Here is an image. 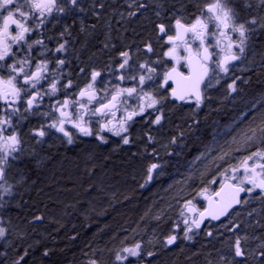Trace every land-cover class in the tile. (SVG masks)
Returning a JSON list of instances; mask_svg holds the SVG:
<instances>
[{
  "label": "snow or ice",
  "instance_id": "snow-or-ice-1",
  "mask_svg": "<svg viewBox=\"0 0 264 264\" xmlns=\"http://www.w3.org/2000/svg\"><path fill=\"white\" fill-rule=\"evenodd\" d=\"M165 3L166 0H155L152 5L157 17L153 22L157 40L168 45L162 56L173 62L163 73L162 82L158 85L160 88L168 86L170 90L166 95H159L147 90L149 82L156 79V68L148 62L137 65L132 62L130 46L125 50L112 43V24L104 16L108 5L103 0H92L87 6L82 0H0V211L9 204L5 197L14 194V185L9 182L11 170L17 169L23 180L22 166L30 162L20 129L31 117L44 119V122L28 130V135L36 144L46 143L45 138L54 129L63 137L61 142L67 145L76 144L78 137H94L101 144H107L108 138L102 135L105 131L120 137L123 145H129L133 142L131 123L135 122L136 117H143L145 124L162 126L167 119L163 105L169 97L185 102L190 97H195L199 108L206 98L201 85L211 88L214 86L213 81L218 84L221 80L216 69L227 76L233 71L236 62L244 63L249 48H259L264 56V0H195V12L189 10L187 0H171L168 8H165ZM111 4L115 7L110 15L119 16L120 21H130L142 15V10L149 8L144 0H124L123 4H118V0H111ZM123 7L127 11H121ZM186 12L191 19L187 18ZM89 14L94 21L91 24L86 23L83 18ZM61 17H70L72 23L61 20ZM101 21L107 26L103 40L100 41L102 48L115 50V79L135 81L136 86L116 85L114 90L104 89V95L100 96V89L96 84L102 73L92 69L85 86L75 93H69L68 90L73 88V81L67 78L70 73L64 71L69 63L67 54L77 43L82 49H86L93 40H100L96 28ZM57 25L61 26V30L55 37L56 47L49 48L45 39L52 40L54 37L45 36L44 30ZM197 42L198 46L193 48L192 45ZM210 48L218 49V52H212ZM144 51L153 53L152 43H146ZM49 53L54 59L49 58ZM213 57L217 58L213 60ZM53 63L54 67L50 68ZM153 63L160 64L163 61L158 59ZM213 63L215 69H210V64ZM181 65L187 69V73L181 70ZM108 67L112 68V65ZM240 70L249 71L246 66ZM79 71L84 73L85 69L80 68ZM240 79L237 76L228 84L230 93L238 91L236 82ZM62 80L66 82L61 83ZM170 81L175 87L169 84ZM243 82L248 83L247 80ZM61 92L65 94L63 99L57 98L47 111L41 110L45 97L51 99ZM130 101H134V104ZM117 113H122L118 119ZM94 117L95 121L92 119ZM94 123L99 125L98 129H94ZM250 131L252 135L245 134L244 142L247 144L259 141L262 146L245 155L232 168L233 175L225 177V183H221L219 191L209 194V189L204 187L184 203L180 215L184 217L185 228L180 239L194 241L202 226L207 228L205 220L218 221L222 216H228L234 206L249 203L245 196H253L264 204V114L261 126L250 128ZM144 135L149 143L153 142L154 137L150 131ZM171 143H176V139L173 138ZM162 167L160 163H151L147 168L145 184L153 180L154 173L163 175V172L157 171ZM241 170L243 175L237 177L235 173ZM227 171L225 169L221 176H225ZM210 183L215 184L216 180L213 179ZM197 197L208 202L203 210L193 202ZM248 215L251 216L252 212ZM35 219L40 220L42 217L37 216ZM255 226L264 229V223L259 221ZM235 227L239 228L240 225ZM248 227L252 225L249 224ZM178 228L177 224L173 232ZM9 234V227L5 226L4 219L0 217V241L4 242L5 249H15L14 242L8 238ZM205 235L211 237L213 233L209 230ZM249 240L259 241L254 249L245 248ZM177 241V235L169 234L164 245L171 246ZM16 251L17 255L11 259V264H26L27 250ZM103 251L97 250L99 258L94 254L88 264H106L102 259ZM44 255L48 256V252L45 251ZM154 255L151 251L145 253L141 243L137 242L117 251L113 264H133V260L137 264H144L145 256ZM199 255V251L192 253V256ZM217 257L214 261L211 253H208L204 264H249L250 260L254 264H264V234L237 235L227 253L223 249L217 250ZM0 258L2 264H9L7 251H0Z\"/></svg>",
  "mask_w": 264,
  "mask_h": 264
},
{
  "label": "trees",
  "instance_id": "trees-1",
  "mask_svg": "<svg viewBox=\"0 0 264 264\" xmlns=\"http://www.w3.org/2000/svg\"><path fill=\"white\" fill-rule=\"evenodd\" d=\"M145 1L151 7L155 3V0ZM103 2L108 5L104 16L111 21L112 39L115 37L112 32L121 39L125 32V45H139L153 32V21L147 19L155 15L153 7L146 11V17L118 24L119 16L110 15L114 7L111 0ZM187 3L189 10L195 12V0H187ZM170 4L171 0H166L165 8ZM106 30L103 21L97 24L100 41ZM100 41L96 44L97 57L105 54ZM254 49L257 57L264 58L259 48ZM261 63L259 67L250 69L248 83L239 85L240 91L232 98L222 99L218 104L212 102L209 110L195 116L182 109L169 111L166 126L157 134L165 135L166 139L175 138L177 147L159 153L161 159L157 162L163 167L158 172H163V175L155 174L150 184H145L144 180L147 168L154 160L147 155L154 151L158 156V153L156 147L149 146L144 139L145 128L142 125L135 129V142L131 148H123L114 142L101 147L89 141L65 148L57 147L54 142L33 152L40 162L30 161L22 166V190L28 189L29 193L22 199L18 198L16 207L8 212L12 230L19 224L23 226L19 239L18 235L11 236L15 244L11 257H15L16 249H19L28 252L26 264H88L94 254L99 258L97 250L103 249L102 259L106 264H113L117 251L139 242L145 253H155L152 257L145 256L144 264H204L208 253L214 261L218 259L217 250L223 249L227 253L237 235L264 234V229L255 226L257 221L264 223V204L253 196H247L245 199L249 203L238 208L241 210L244 206L245 212L236 211L234 215V226L239 224V228L229 231L223 227L225 223H221L210 230L213 233L211 237L196 235L192 243L180 239V212L184 203L204 187L209 190L215 188L221 169L229 162L228 157L237 154V149L245 143V134L250 135V128L261 126L264 60ZM217 93L213 100L217 101ZM253 103L254 106L250 107ZM239 118L241 120L233 129L223 132ZM228 138L233 139V144H226ZM217 142L220 145L215 146ZM244 146L246 148V143ZM240 153L249 154L246 150ZM197 157L196 162L200 158L205 160L193 163ZM220 157L223 159L218 162ZM229 165L237 166L236 158ZM15 173L20 177L17 171ZM213 179L215 184L210 183ZM45 181L51 185V197L55 201H50V198L34 201L38 186ZM142 184L145 186L141 187ZM249 212H252L251 216ZM37 216L42 217L41 222L33 223ZM177 224L179 228L173 232ZM249 224L252 227H248ZM169 234L177 235L178 241L165 247L164 241ZM258 242L249 240L245 248L254 249ZM45 251L48 256L44 255ZM196 251L201 255L192 256ZM249 264H254V261L250 260Z\"/></svg>",
  "mask_w": 264,
  "mask_h": 264
},
{
  "label": "flooded vegetation",
  "instance_id": "flooded-vegetation-1",
  "mask_svg": "<svg viewBox=\"0 0 264 264\" xmlns=\"http://www.w3.org/2000/svg\"><path fill=\"white\" fill-rule=\"evenodd\" d=\"M82 2L85 4V6L89 5L92 3V0H82ZM145 3H148L144 0ZM124 0H118V4H123ZM149 4V3H148ZM115 7V6H114ZM152 9V7L149 4V8L146 10H142V15H139L136 18H133L132 20H130L131 22H135L136 20H139L140 18L146 17V11H150ZM121 11H127L126 7H123L120 9ZM167 15V14H166ZM185 15L187 16L188 19H191V16L188 15V13H185ZM81 16H83V14H81ZM86 21V23L91 24L94 21L90 18V14L87 17H83ZM61 20L71 24L72 20L70 17H61ZM148 20H152L153 22L156 21L157 17L154 15L152 17L147 18ZM117 21H120V18L118 17ZM129 20H123L120 21L118 24H124L126 22H128ZM129 21V22H130ZM77 26H78V21H77ZM151 28L153 29V32L145 38V40L137 45V44H129V45H125L124 40L127 37V33L123 32L122 33V39L115 33L112 32V34L114 33L115 37L112 39V43L117 45V48H123L125 50H128L129 46L131 48V55H132V62L136 63L137 65L139 63H144V62H148L149 64H152L153 67L156 68L157 70V76L156 79L153 81L149 82V86L147 87L148 91L154 92L156 94L159 95H166L167 92L170 90L168 86H165L164 88H160L158 85L162 82V76L163 73L168 70L173 62L168 60L166 57L162 56V53L164 50H166V48L168 47V45L162 44V42L157 40L156 37V33L154 31L153 28V24H151ZM61 30V26L57 25L55 28H51V26H49V28H46L44 30L45 32V36H53L54 39L52 40H47L45 39V43L48 45L49 48H55L56 47V40L55 37L58 35V32ZM75 32V28L73 29ZM96 32H97V28H96ZM100 40H93L86 49H82L80 47V44L77 43L74 46L73 50H70V52L67 54V59L69 60V63L66 65L64 71L66 73H70V76H68L67 78H70L73 81V88L69 89L68 92L69 93H75L78 91L79 88H82L85 86V84L88 82V76L91 72L92 69H96L98 71H101L102 76L98 78L97 80V84L96 87L98 89H100L99 91V95L103 96L104 95V89H108L109 91L114 90V86L119 85L120 87H132V86H136V82L135 81H131V80H125V81H120L118 79H115V73L113 72V69L116 66V60H115V50L114 49H108V50H103L105 51V54L101 57H97L96 56V51L98 49V47L96 46L97 42ZM152 43L153 48H154V52L153 53H146L144 51V45L146 43ZM102 46V45H101ZM198 46V42L196 44H193L192 47L196 48ZM94 48V50H93ZM90 49V50H89ZM210 50V49H209ZM95 52V54L93 55V53ZM49 58L51 57V53L48 54ZM54 59V58H52ZM162 60L163 63L160 64H155L153 63L156 60ZM112 65V68H109L108 66ZM54 67V63L50 65V68ZM212 67V64H210V69ZM80 68H84L85 72L84 73H80L79 69ZM181 70L184 71L185 73H187V69L184 68L181 65ZM139 71L142 73L143 70L139 69ZM66 82L65 80H62L61 83ZM170 84V83H169ZM172 87L173 85L170 84ZM46 87V84H45ZM202 91L204 93V96L206 97L203 101V103L199 106V108H197L196 106V102L194 99H188V102H178L175 100H172L170 97L169 99L164 103L163 107H164V111H165V115L167 117V119L164 121L162 126H151L149 124H145L143 122L144 118L143 117H136L135 118V122L131 123V127H130V133L134 132L135 129H137V125H142L145 128V132H149L151 135H154V133H159L161 130L164 129V127L166 126L167 120L169 118V111L173 110V109H182V110H186L189 111L191 113L192 116L198 115L199 113H201L203 110H205V108L207 107V88L204 87V85L202 86ZM64 92L59 93V95L57 97H52L51 99H49L48 97H45L44 103L42 105V111H47L49 109V106L51 104L55 103V100L57 98L59 99H63L64 98ZM130 103L134 104V101H130ZM122 115V113H117V119ZM93 121H95V117L92 118ZM44 122L43 118L40 117H31L29 119V121L25 122L22 127H21V132L27 131L29 130V128L34 127L36 125H38L39 123ZM94 129H98L99 125L95 124L93 125ZM75 131V130H73ZM57 135L59 137H61L63 139V137L59 134L56 133L53 130H50V135L48 137L45 138L46 143L47 144H53L54 140H53V136L52 135ZM102 135H104L105 137L108 138V140L110 141L111 139H113V135L110 132H103ZM146 137V136H145ZM147 138V137H146ZM32 139V138H31ZM81 141H89V142H93L97 144V140H95L94 137H78L77 139V143L81 142ZM108 141V142H109ZM76 143V144H77ZM75 146L71 145V147ZM70 147V146H69ZM70 147V148H71ZM148 157L152 158L154 161L153 162H157V156L155 155V152H150L148 155ZM152 162V163H153ZM159 171V169L157 170ZM155 175V173H154ZM153 175V176H154ZM146 179V176H145ZM154 179V178H153ZM145 181V180H144ZM153 181V180H152ZM151 181V182H152ZM151 182L147 183L150 184ZM247 197V196H245ZM244 197V198H245ZM205 201V200H204ZM205 204L206 202L201 206V210H203L205 208ZM6 212V208L2 211H0V214L3 212ZM10 211V210H9ZM2 213V214H3ZM4 221H5V226L9 227L10 229V234H9V240H12V224L11 222L8 223L6 220L5 216H1ZM230 217V215L222 222L214 224V223H206L205 225H207V228L205 229L202 226V229L200 230L199 235L204 234L205 232L211 229H213V227L215 225H219L221 223H225L226 220ZM211 225V226H209ZM183 228L185 227L184 223H182ZM224 227V225H223ZM195 229H194V233H195ZM196 237V236H195ZM188 243H192L194 241H187ZM11 248L9 249H5L4 248V242L0 241V251H7L8 253V260H11V253H12ZM126 263V262H125ZM0 264H2V258H0ZM11 264V263H9Z\"/></svg>",
  "mask_w": 264,
  "mask_h": 264
},
{
  "label": "rangeland",
  "instance_id": "rangeland-1",
  "mask_svg": "<svg viewBox=\"0 0 264 264\" xmlns=\"http://www.w3.org/2000/svg\"><path fill=\"white\" fill-rule=\"evenodd\" d=\"M211 42L214 43V41H211ZM210 51L218 52V49L210 48ZM255 52L256 51H255L254 48H249L248 51H247V55L245 57L244 63L241 64V62H237L235 64V66L233 67V71H231L227 76H225L223 73H220L218 69L215 70L216 73L221 77V80H220V82L218 84L215 83V81H213V85L214 86L211 87V88H207V95H206L207 96V107L205 108L206 110H209L212 102H213L212 104H218L220 102V100L227 99V98H232L233 96H235L240 91L238 89V86L239 85H243L244 84L243 81L247 80V74L249 73L250 69L259 67V65L262 64L261 62L264 60V58L261 59V58H259V56L257 57L255 55ZM216 58L217 57H213V60H215ZM248 61H252V63H248ZM245 66L249 69V71H241L240 70L241 68H243ZM211 69H215V64L214 63L212 64ZM210 75H212L211 71H210ZM237 76L241 77V79L237 80V82H236V86H237L238 91L230 93L227 86ZM216 91L218 92L217 93V97H215V99H217V101L213 100L214 96H216L215 95ZM240 120H241V118H239L237 120V122L234 121L229 126L225 127L223 132L227 133L228 130L230 131L231 129H233L235 127V125ZM53 131H55V130L53 129ZM22 133H23V137H24V140H25L24 148L26 150L27 158L29 159V161H32L33 163H36V164L39 163L40 162L39 158H37L36 155H33V152L45 148L48 144L47 143L36 144L35 140L31 139V137L28 135L27 131L23 130ZM130 134H131L133 142L131 144H129V145H123L121 140H120V137H117V136H114V135H113L114 136L113 139H111L110 141L108 140V141L109 142H114V143L118 144L119 146H123V148H131V147L134 146V142H135V140H134L135 131L131 132ZM250 135H252V133ZM52 136H53V140H54L53 142L56 143L57 147H59V146H62V147H65V148H70L71 147V145H67L66 143H62L61 141L63 139L61 137H59V136H57L55 134L52 135ZM152 136L154 137V140L151 143H149L147 141V138L145 136H144V139L146 140V142H147V144L149 146H155L156 147L155 150L158 153V156L156 158L158 160L161 159L160 158V154L163 151H166L168 149H172V148H176L177 147V142L174 143V144L171 143V141H172L171 137L169 139H166L165 135L164 136L163 135L159 136L157 133H154V135H152ZM215 139H217V137ZM228 139H229V141H227L226 144H228V145L233 144V139L232 138H228ZM97 144L99 146H101V147H105L106 146V144H101L99 141L97 142ZM218 145H220L219 142H217L215 146H218ZM244 145H245V143L241 145V147H240L241 149H239V152H237V154L239 153L238 155L235 153L234 155L232 154L233 156L228 157L227 160L229 162L226 163V165L221 169V173L224 172L225 169H228L227 173H225V176H221L220 175V177H219L220 179H218L217 183L215 184V188L213 187L211 190H209V194H211L213 192L212 190H215L216 188L218 189L220 187L221 183L225 182V177L226 176L230 177V176L233 175V172H232V168L233 167H231L229 165V163H231V160L233 158H236L237 165H238L240 160L245 156L242 153H240L241 151L246 150V151H248V153H250L252 151H255L257 147L262 146V145H260L259 141H257L256 143H247L246 144V148H245ZM235 155H236V157H235ZM197 159H198V157L193 160V163L196 162ZM204 160H205L204 158H200L196 162V164H199V163L203 162ZM217 161L218 162L221 161L220 158ZM249 163H251V162H249ZM16 171H17V169L13 168L11 170V173H10V176H9V182L14 185V188H13V193L14 194L11 197H5V199L9 201V204L6 207V212L4 211L5 213L2 212L3 214L2 213L0 214V217L2 215L6 217V220H7L8 223L11 222L10 219H9V213L8 212H9L10 209L16 207V204H15L16 200L18 198L22 199L21 197H25V195L29 193L28 189L27 190H22L24 182H23V180L20 179V177L16 176V173H15ZM235 175L237 177L243 175L242 170L240 172L235 173ZM16 178H18V179H16ZM231 182L232 183H236L237 181H231ZM245 186L247 187L248 185H245ZM50 188H51V185L46 183V181L43 182L42 184H40L38 186L37 193L35 194V197L33 198L34 201L38 200L40 202L44 198H46V199L50 198V201L51 200L55 201V198L51 197L53 195H52V193L50 191ZM194 203L196 204L197 208L201 209V206L205 203V201H204V199L197 197V200L194 201ZM241 208H243V209H241V210L237 209L233 213L230 214V217L226 220V222L224 224V228H229V231H233V229L235 228L234 225H235V221L236 220H235V216L234 215H235L236 211L245 212V209H246L244 206H242ZM183 220H184V217L181 218L182 223H183ZM32 222L33 223H40L41 219L40 220H36L35 219ZM22 227H21V224H19L17 226V228H13L14 231L17 230L16 234H14V231L12 230V234L13 235H18V239L21 236V234L23 233ZM184 228H183V226H181V229H182V231H180L181 232V234H180L181 237H183V235H184V233H183V229ZM133 264H137L135 260H133Z\"/></svg>",
  "mask_w": 264,
  "mask_h": 264
},
{
  "label": "water",
  "instance_id": "water-1",
  "mask_svg": "<svg viewBox=\"0 0 264 264\" xmlns=\"http://www.w3.org/2000/svg\"><path fill=\"white\" fill-rule=\"evenodd\" d=\"M237 63V62H236ZM170 84H171V81L169 82ZM202 86L203 85H201V88H202ZM173 87H175V85H173ZM194 99L195 100V97H190L189 99ZM176 101V100H175ZM178 102H183V101H178ZM60 134V133H59ZM61 135V134H60ZM220 189V188H219ZM219 189H218V191H219ZM218 199V198H217ZM206 201V200H205ZM208 206V202L206 201V204H205V208ZM240 207V205H236V206H234V208L233 209H230V211H229V215L233 212V211H235L236 209H238ZM228 215V216H229ZM228 216H222L221 218H220V220H218V221H210V220H205V224L206 223H214V224H217V223H220V222H222V221H224Z\"/></svg>",
  "mask_w": 264,
  "mask_h": 264
},
{
  "label": "bare ground",
  "instance_id": "bare-ground-1",
  "mask_svg": "<svg viewBox=\"0 0 264 264\" xmlns=\"http://www.w3.org/2000/svg\"><path fill=\"white\" fill-rule=\"evenodd\" d=\"M254 110V109H253ZM29 174V173H28ZM172 186V185H171ZM168 189V188H167ZM72 216V215H71ZM227 231V230H226ZM259 236V235H258ZM227 246V245H226ZM214 252V251H213Z\"/></svg>",
  "mask_w": 264,
  "mask_h": 264
}]
</instances>
